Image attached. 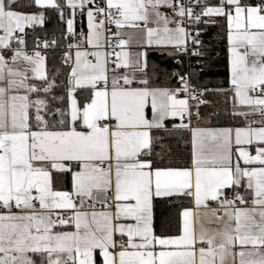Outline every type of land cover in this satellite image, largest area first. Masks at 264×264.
<instances>
[{"label": "snow or ice", "instance_id": "6c2138e0", "mask_svg": "<svg viewBox=\"0 0 264 264\" xmlns=\"http://www.w3.org/2000/svg\"><path fill=\"white\" fill-rule=\"evenodd\" d=\"M15 3L0 0V264H264V0H33L31 15ZM48 10L76 38L64 81L26 48ZM221 20L230 89L215 91L244 124L201 127L203 69L169 72L150 53L203 58L204 26ZM181 131L190 159L166 164L160 134ZM158 201H179L175 227L157 230Z\"/></svg>", "mask_w": 264, "mask_h": 264}, {"label": "trees", "instance_id": "16d2710c", "mask_svg": "<svg viewBox=\"0 0 264 264\" xmlns=\"http://www.w3.org/2000/svg\"><path fill=\"white\" fill-rule=\"evenodd\" d=\"M12 10L30 13L39 9L34 5L33 0H16ZM45 14L47 18L43 27L37 26L31 31L26 28V44L32 45L37 37H45L50 41L55 39L57 41L56 48L45 55L46 71L49 77L55 76L58 81H64L70 69L60 59L59 55L63 51V47L68 45L65 37L66 24L60 20L55 10H48ZM204 27L205 31L200 38L203 41L202 50L205 55L203 58L193 57L189 60L198 71L203 69V71H199L198 86L212 90L205 93V99L211 103L201 106V114L204 119H207L206 123L210 125L241 124L243 122L241 117L232 116L227 91H215L216 89H225L230 81L225 23L221 20L218 24L205 25ZM150 59L153 63L159 65L161 69L169 72L177 68L184 69L186 66L185 56L169 57L166 55L161 56L158 52H152L150 53ZM177 60H182L183 68L176 63ZM197 61L201 63L198 64ZM160 82L162 85L166 84L163 74L160 76ZM173 84H175V81H173ZM160 135L164 137L162 142L165 147L163 149L157 147L154 150L164 157L166 164L169 162V158L171 162L188 161L190 159L189 134L187 132L181 131L172 137H168L164 133ZM157 204L158 207L155 210L157 230L159 231L161 223L165 219L169 221L171 227H175L177 212L180 209L179 201L175 202V207H170L162 201H158Z\"/></svg>", "mask_w": 264, "mask_h": 264}, {"label": "built area", "instance_id": "2783aa9c", "mask_svg": "<svg viewBox=\"0 0 264 264\" xmlns=\"http://www.w3.org/2000/svg\"><path fill=\"white\" fill-rule=\"evenodd\" d=\"M210 2H211V0H210ZM83 29V31H87V28H86V23H85V17H80V16H78L77 17V19H76V31H77V33H79L81 30ZM28 30L29 31H31V30H33V29H31V28H28ZM25 32H26V29H25ZM65 37H66V35H65ZM25 40H26V35H25ZM66 39H67V41H68V44L71 42V43H75L76 42V38H73V39H69V38H67L66 37ZM45 40H48L47 38H45V37H37L36 38V40H35V42L32 44V45H26V48H27V51L29 52V54H32L34 51H40L41 52V54L42 55H46L49 51H51V50H53V49H55L56 48V46L55 45H50L48 48H44L43 46H42V43L40 44V46H38L37 45V42L39 41V42H43V41H45ZM50 41V40H49ZM13 47H16V45L14 44L13 45ZM65 51H67V45L66 46H64L63 47V51L60 53V55H59V57H60V59L62 60V61H64V53H65ZM8 56H10L11 55V53H8L7 54ZM186 57V66H185V68L184 69H179V68H177L176 70L177 71H181V72H187L188 71V65H189V58L187 57V56H185ZM198 62V61H197ZM9 63H11V61H9ZM199 63H201L200 61H199ZM198 63V64H199ZM200 87V86H199ZM201 89H203V87H200ZM203 99H205V95H204V97H203ZM206 100V99H205ZM195 119V117L193 118V120ZM193 120H192V122H193ZM109 203H110V197H109V201H108ZM38 264H39V261H38Z\"/></svg>", "mask_w": 264, "mask_h": 264}, {"label": "crops", "instance_id": "0c3cea01", "mask_svg": "<svg viewBox=\"0 0 264 264\" xmlns=\"http://www.w3.org/2000/svg\"><path fill=\"white\" fill-rule=\"evenodd\" d=\"M40 11V9L38 10V11H34L33 13H37V12H39ZM32 13V12H31ZM23 14H27V13H23ZM66 17H67V12H66ZM85 23H86V25H87V21H86V17H85ZM86 28H87V26H86ZM126 32H128L129 34H131L132 36H133V39L135 40V39H138L139 38V34L138 33H135V32H133V30H131V29H127V30H125ZM27 45V44H26ZM228 57H229V61H230V53H229V45H228ZM11 64V63H10ZM13 66V65H12ZM26 67H28V66H26ZM25 68V67H24ZM23 68V69H24ZM45 69H46V57H45ZM229 70H230V66H229ZM47 72V71H46ZM231 75V74H230ZM226 90L227 89H230V83H229V85L225 88ZM227 93H228V95H229V103H230V109H231V113L233 112V110H234V101H233V98H232V93L230 92V91H227ZM236 110H244V109H241V108H239V107H237L236 108ZM242 118V120H243V122L241 123V124H231V125H210V124H207L206 122H207V119H203V120H197L196 118L193 120V124L195 125V124H199L201 127H204V126H208V127H221V126H243V124H244V118L243 117H241ZM259 117H256V119H258ZM189 144H190V136H189ZM190 153H191V144H190ZM89 203V205H92V206H94L97 210H101L103 207H105V205H104V203H102V202H99V201H89L88 202ZM37 259V261H39V257H37L36 258Z\"/></svg>", "mask_w": 264, "mask_h": 264}, {"label": "rangeland", "instance_id": "374dc122", "mask_svg": "<svg viewBox=\"0 0 264 264\" xmlns=\"http://www.w3.org/2000/svg\"><path fill=\"white\" fill-rule=\"evenodd\" d=\"M13 11H15V10H13ZM16 12H18V11H16ZM18 13H21V12H18ZM21 14H23V13H21ZM31 14H35V13H27V14H25V15H31ZM27 65L26 64H24V62H18L17 64H15V65H13V67H16V68H20V69H23L24 67H26Z\"/></svg>", "mask_w": 264, "mask_h": 264}, {"label": "water", "instance_id": "95a60500", "mask_svg": "<svg viewBox=\"0 0 264 264\" xmlns=\"http://www.w3.org/2000/svg\"><path fill=\"white\" fill-rule=\"evenodd\" d=\"M97 201H99V200H97ZM99 202H101V201H99Z\"/></svg>", "mask_w": 264, "mask_h": 264}]
</instances>
